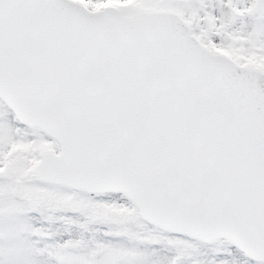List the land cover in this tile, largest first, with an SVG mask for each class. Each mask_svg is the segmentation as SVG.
<instances>
[{
	"label": "snow or ice",
	"instance_id": "1",
	"mask_svg": "<svg viewBox=\"0 0 264 264\" xmlns=\"http://www.w3.org/2000/svg\"><path fill=\"white\" fill-rule=\"evenodd\" d=\"M0 264H264V0H0Z\"/></svg>",
	"mask_w": 264,
	"mask_h": 264
}]
</instances>
